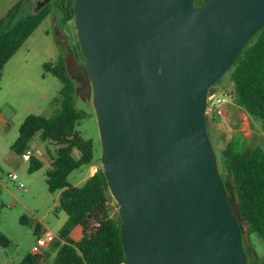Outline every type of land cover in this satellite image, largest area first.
<instances>
[{
	"label": "water",
	"instance_id": "1",
	"mask_svg": "<svg viewBox=\"0 0 264 264\" xmlns=\"http://www.w3.org/2000/svg\"><path fill=\"white\" fill-rule=\"evenodd\" d=\"M99 163L125 264H247L207 132L214 83L264 25V0H73ZM77 85V84H76Z\"/></svg>",
	"mask_w": 264,
	"mask_h": 264
},
{
	"label": "trees",
	"instance_id": "2",
	"mask_svg": "<svg viewBox=\"0 0 264 264\" xmlns=\"http://www.w3.org/2000/svg\"><path fill=\"white\" fill-rule=\"evenodd\" d=\"M30 1L19 0L0 18V77L7 62L49 15L47 6L23 14ZM204 1L196 0V7ZM72 2L58 0L56 4L67 22L73 21ZM76 46L79 47L78 42ZM43 69L61 82L58 97L50 102L52 115L48 118L27 116L18 128L11 150L17 155L30 150L29 143L37 134L42 142L52 144L54 156L50 157L45 172V184L50 193H58V210L63 211L67 219L47 250L40 255L28 253L16 264H125L117 204L110 197L99 163H94L97 155L92 141L84 139L77 129L89 113L76 106L77 85L65 62L45 63ZM225 77L231 84L236 105L250 118L258 120L264 131V25L241 50L233 66L214 83L215 91ZM220 119L211 118L214 123H219ZM207 132L212 142L208 127ZM243 144L242 135L233 133L220 150L219 171L234 216L242 220L239 222L241 230L244 224L247 226V233L242 232L247 264H262L250 238L254 236L264 244V150L244 148ZM29 162V172L43 166L34 152ZM92 165L96 166V171L81 187L68 183L72 171ZM21 223L33 229L35 237L43 232L33 220L22 219ZM76 227L81 229V235L73 241L69 235ZM0 243L3 247L8 244L1 235Z\"/></svg>",
	"mask_w": 264,
	"mask_h": 264
},
{
	"label": "rangeland",
	"instance_id": "3",
	"mask_svg": "<svg viewBox=\"0 0 264 264\" xmlns=\"http://www.w3.org/2000/svg\"><path fill=\"white\" fill-rule=\"evenodd\" d=\"M18 1L0 0V18ZM57 3L58 0H31L24 8L23 14L34 13L43 6H47L50 12L1 72L0 115L9 122L6 125L0 120V235L8 243L5 247L0 243V264H16L22 256L30 253L35 236L33 229L21 223L22 219L33 220L54 234L58 233L67 219L66 214L58 210V193H50L45 184V172L49 167L50 157L54 156L52 144L48 141L42 142L38 134L29 143L30 150L43 164L35 172H29L30 162L23 161L20 155L11 150L18 128L27 116L48 118L52 115L50 102L58 97L61 82L51 73H46L43 65H54L59 60L66 63L72 49L77 45L74 22L65 21L63 12L56 6ZM217 89L232 90L227 77ZM76 106L89 113L77 129L84 139L92 141L95 155H98L100 141L95 116L78 98ZM224 110L219 123H214L210 117L207 120L219 163L220 150L233 133L241 132L244 124L248 126L250 136L245 139L243 147L264 145L263 140L256 135L263 130L244 120V113L237 105H227ZM255 121L260 124L258 120ZM73 155L76 157V152ZM88 167L83 166L72 171L67 178L68 183L81 187L87 178ZM13 173L18 177L16 181L10 179L9 175ZM18 182L23 184L22 189L17 187ZM80 235L81 229L76 227L69 237L76 241ZM250 239L258 256L263 258V242L254 236Z\"/></svg>",
	"mask_w": 264,
	"mask_h": 264
},
{
	"label": "built area",
	"instance_id": "4",
	"mask_svg": "<svg viewBox=\"0 0 264 264\" xmlns=\"http://www.w3.org/2000/svg\"><path fill=\"white\" fill-rule=\"evenodd\" d=\"M236 104L235 97L232 93V90L227 89H219L214 91L209 97H208V108H207V115L210 118H222L224 115V109L227 105H233ZM21 158L23 161H29L32 152L31 150H26L21 155ZM10 179L13 181H16L18 179L16 174L9 175ZM18 188H23V184L18 182L17 183ZM57 238V234H54L50 230H43V232L35 237L34 244L32 245L30 249L31 255H40L43 253V251L48 249L49 243Z\"/></svg>",
	"mask_w": 264,
	"mask_h": 264
},
{
	"label": "crops",
	"instance_id": "5",
	"mask_svg": "<svg viewBox=\"0 0 264 264\" xmlns=\"http://www.w3.org/2000/svg\"><path fill=\"white\" fill-rule=\"evenodd\" d=\"M8 105V107H10L9 106V104H7ZM233 106H236V104H233ZM239 108V107H238ZM224 112H225V110H224ZM244 113V112H243ZM11 115H12V113H11ZM243 119L244 120H247V121H250V123L253 125V127H260L261 128V125L260 124H258L254 119H252V118H250L246 113H244V116H243ZM0 120H1V122L3 123V124H8V122H9V120H7V118H5L3 115H0ZM241 135H242V137H243V143L245 144V139L248 137V136H250V132H248V126L246 125V124H244V126H242V128H241V132H239ZM257 136H259L262 140H263V143H264V131H261L260 133H258V134H256ZM247 146V145H246ZM255 147H261L263 150H264V145L263 146H260V145H255V146H253V147H249L248 146V148H255ZM31 152H33L32 150H31ZM96 171V166H94V165H92V166H89L88 167V174H87V178L88 177H90V176H92L93 174H94V172ZM86 178V179H87ZM38 225H40L41 227H42V225L41 224H39V223H37ZM44 230V229H43ZM33 233H34V230H33ZM77 241V240H76ZM262 260H263V263L262 264H264V256H263V258H261Z\"/></svg>",
	"mask_w": 264,
	"mask_h": 264
},
{
	"label": "flooded vegetation",
	"instance_id": "6",
	"mask_svg": "<svg viewBox=\"0 0 264 264\" xmlns=\"http://www.w3.org/2000/svg\"><path fill=\"white\" fill-rule=\"evenodd\" d=\"M78 50L79 47L77 48V46L72 49L70 55L67 58L66 66L69 75L73 78L77 84V87H80L81 84L77 82V79L84 74L85 66L82 57L79 56Z\"/></svg>",
	"mask_w": 264,
	"mask_h": 264
}]
</instances>
